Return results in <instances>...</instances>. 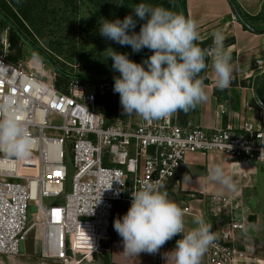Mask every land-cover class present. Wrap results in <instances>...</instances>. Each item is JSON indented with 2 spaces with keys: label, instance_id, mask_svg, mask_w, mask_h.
I'll use <instances>...</instances> for the list:
<instances>
[{
  "label": "built area",
  "instance_id": "built-area-1",
  "mask_svg": "<svg viewBox=\"0 0 264 264\" xmlns=\"http://www.w3.org/2000/svg\"><path fill=\"white\" fill-rule=\"evenodd\" d=\"M10 50L7 27L0 28V257L16 261L20 241L36 227L43 257L110 264L105 254L114 204L121 200L132 220L149 219L161 240L174 244L182 240L185 214L202 208L207 264H248L252 220L236 199L239 192H211L173 205L164 188L195 152H221L232 166L264 165V126L235 111L238 121L223 126L177 122L169 96L179 78L174 74L163 76L166 86L148 100L138 95L133 107L109 80L76 79L58 87L54 67L26 68L9 61ZM263 56L254 59L261 73ZM106 91L116 95L117 114L128 110L126 117L110 119L99 109L98 95ZM225 111L220 104L218 112ZM67 148L72 173L65 192ZM45 197L53 199L44 203Z\"/></svg>",
  "mask_w": 264,
  "mask_h": 264
},
{
  "label": "crops",
  "instance_id": "crops-1",
  "mask_svg": "<svg viewBox=\"0 0 264 264\" xmlns=\"http://www.w3.org/2000/svg\"><path fill=\"white\" fill-rule=\"evenodd\" d=\"M236 1L245 12L257 16L250 20L257 30L243 26L228 0H185L191 29L198 39L211 36L212 43L206 47L211 51L205 70L190 79H177L171 108L179 123L190 119L202 126H223L227 121H238L232 115L235 111L253 124L264 126V105L252 87L254 80L264 74L254 63L256 57L264 55V0ZM256 88L264 98V78ZM220 104L226 108L224 113L218 112ZM164 189L165 201L173 205L211 192H239L236 199L243 201L242 207L252 219L247 233L254 242V263L264 264L263 164L232 166L221 152H195L178 166ZM125 207L128 228L121 230L116 224L111 228L105 254L110 264H207L206 215L202 208L185 214L182 240L174 244L161 240L149 219L132 220ZM248 256L251 264V253Z\"/></svg>",
  "mask_w": 264,
  "mask_h": 264
},
{
  "label": "rangeland",
  "instance_id": "rangeland-1",
  "mask_svg": "<svg viewBox=\"0 0 264 264\" xmlns=\"http://www.w3.org/2000/svg\"><path fill=\"white\" fill-rule=\"evenodd\" d=\"M8 1L10 8L15 9L16 12L20 7L33 5L28 13V19H32L33 23H29V20L24 18V22L33 34H28L26 37L32 40L34 45L41 47L53 64L71 75L58 74L57 78L61 84L75 81L76 78L73 76L77 73L93 79H102L117 70L129 71L140 69L145 65L150 66L153 61L148 58L156 53H160L158 59L160 65L165 61L181 66H193L195 63L194 53L183 40L181 22L173 1H157L141 10L131 4L123 3L122 0H18L16 4L11 0ZM0 17L3 18L1 14ZM192 35L197 38L193 30ZM147 45L148 48L150 47L148 51L145 49ZM141 47L144 49L141 50ZM137 50L141 51L137 52ZM10 54L18 56L16 60L22 62L26 68L40 64L46 69H53V65L35 52L26 40H18L17 45L11 48ZM161 70L154 71V76L150 77L133 75L111 81L110 88L117 89L119 95L130 99L132 106L135 107L140 99L138 95H143L142 98L148 100L155 89L166 86L161 82L162 77L165 76L159 74ZM174 87L175 85L169 89L171 90L169 96L172 95L173 90L175 91ZM115 99L116 95L109 91L98 95L99 109L110 119L116 116L126 117L128 114L126 109L116 113ZM66 150L64 162L68 168V177L64 181L65 192L70 190L72 173L70 150L68 148ZM52 199L45 197L44 203ZM113 212L115 216H112V227L116 224L121 230L127 229L128 224L125 221L127 210L124 202L115 201ZM247 242L245 247L248 254L251 253V264H255V251L251 249L254 242L252 238ZM0 264L61 263L41 255L38 229L32 227L24 241V251L19 258L13 261L0 257ZM89 264H104V262L94 261Z\"/></svg>",
  "mask_w": 264,
  "mask_h": 264
},
{
  "label": "trees",
  "instance_id": "trees-1",
  "mask_svg": "<svg viewBox=\"0 0 264 264\" xmlns=\"http://www.w3.org/2000/svg\"><path fill=\"white\" fill-rule=\"evenodd\" d=\"M11 1L15 4L18 2V0H11ZM33 1H35V0H33ZM122 1L125 4H131V5L135 6L138 10H141L142 8L147 7L149 4H152V3L154 4L157 1H162V0H122ZM169 1L170 2L173 1L178 19L181 22L183 40L185 41L189 50H191L195 55V58H194L195 63L193 66H191V65L190 66H188V65L187 66L175 65V64H170L167 61H165V63L160 65L158 63L160 53H156L154 55L151 54V57L148 58V60L153 61V64H151L150 66L145 65L140 69L129 70V71L117 70V71H114L112 74H108L107 76H105V78H102V79H99V78L93 79V78H90V77H88L82 73H77L73 77H75L76 79L81 80V81H92V80L105 81V80H109V81L113 82L114 80H119L121 78L133 76V75H129L131 73L142 72L139 75H144V76H149V77L154 76L153 74H155V73H153V72L156 70H159V69H162L161 71H159L160 75H166V74L172 75V74H174L175 76L181 78V80L182 79L183 80L184 79H190V78L200 74V72L204 69L205 65L207 64L208 54L206 51V49H207L206 47L211 45L212 37L208 36L205 39H197L194 35H192V29L189 25L188 16H187L185 0H169ZM228 2L232 6L233 12L237 16L238 20L243 24V26L245 28L257 30V28H254V26L251 24V21H250L251 18L257 17L256 15H251V14H248L247 12H245L239 6V4L237 3L236 0H228ZM32 6L33 5H28V6L26 5V6H24V8L20 7L19 10L16 12L15 9L12 10L13 8L12 9L10 8V4H9L8 0H0V14L3 17V18L0 17V28L7 27L8 36H9V39L11 42V48L17 45L18 40H22V41L26 40V41H28V45L35 52H37L47 62H49L51 65H53V67L58 71V74H63V75L69 76L70 74L65 73L64 70H61L56 64H53V61L47 56V54L45 52H43L41 47L34 45L32 40H30V39H28V37H26L28 34L29 35L33 34L31 32V30L28 28L26 22H24V18L29 20L28 19V13H29V10ZM234 9L237 10V12H235ZM28 22L33 23L32 19H30ZM251 27H253V28H251ZM149 48L147 45L145 48L146 51H148ZM143 49L144 48L141 47V50H143ZM141 50H137V52H140ZM17 57L18 56H16V55L10 54L8 56V59L11 62H17V60H16ZM60 84H61V82L57 78L56 85L59 87ZM186 84H183V86H186ZM257 90H258V93L260 95L259 89H257ZM156 91H158V90L156 89ZM262 99L264 101V98H262Z\"/></svg>",
  "mask_w": 264,
  "mask_h": 264
},
{
  "label": "water",
  "instance_id": "water-1",
  "mask_svg": "<svg viewBox=\"0 0 264 264\" xmlns=\"http://www.w3.org/2000/svg\"><path fill=\"white\" fill-rule=\"evenodd\" d=\"M234 10H235V9H234ZM235 12H237V10H235ZM251 28H253V27H251ZM141 73H142V72H140V73H131V74H129V75H139V74H141ZM262 78H264V74L261 75V76H259V77H257V78L254 80L252 87H253V90H254V93H255L256 98L258 99V101H259L261 104L264 105V101H263V99L261 98V96L259 95V93L257 92V88H256V87H257V82H258L260 79H262ZM29 209H30V210H35L36 207H35L34 205H32V206H30ZM28 217H29V214H28ZM19 250H20L21 252L24 251V242H23V241H20V243H19Z\"/></svg>",
  "mask_w": 264,
  "mask_h": 264
},
{
  "label": "clouds",
  "instance_id": "clouds-1",
  "mask_svg": "<svg viewBox=\"0 0 264 264\" xmlns=\"http://www.w3.org/2000/svg\"><path fill=\"white\" fill-rule=\"evenodd\" d=\"M138 76H141V75H138Z\"/></svg>",
  "mask_w": 264,
  "mask_h": 264
}]
</instances>
